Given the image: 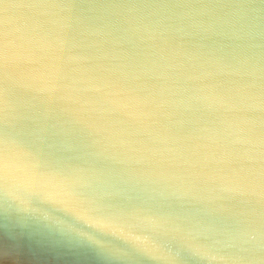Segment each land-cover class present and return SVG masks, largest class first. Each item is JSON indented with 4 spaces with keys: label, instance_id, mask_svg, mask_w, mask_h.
I'll return each instance as SVG.
<instances>
[{
    "label": "water",
    "instance_id": "1",
    "mask_svg": "<svg viewBox=\"0 0 264 264\" xmlns=\"http://www.w3.org/2000/svg\"><path fill=\"white\" fill-rule=\"evenodd\" d=\"M5 27L0 137L136 239L0 186V264H264V0H0Z\"/></svg>",
    "mask_w": 264,
    "mask_h": 264
},
{
    "label": "clouds",
    "instance_id": "2",
    "mask_svg": "<svg viewBox=\"0 0 264 264\" xmlns=\"http://www.w3.org/2000/svg\"><path fill=\"white\" fill-rule=\"evenodd\" d=\"M8 7L5 5V9ZM25 51L20 45H11L9 33L5 27L2 36H0V70H2L3 78V87L0 88V119L3 120L6 128L14 123L17 118V105L11 101L9 96V68L19 60ZM260 146L261 158L264 159V138L261 139ZM0 186L4 188L5 192L13 195L19 188L23 187L45 201L60 205L65 211L71 213L77 221L88 227L123 236L126 239H136L127 233L121 225L95 214L73 193L59 185L41 181L28 175L16 157L13 141L7 131L0 137ZM78 235L89 241L97 242L88 232H79Z\"/></svg>",
    "mask_w": 264,
    "mask_h": 264
}]
</instances>
